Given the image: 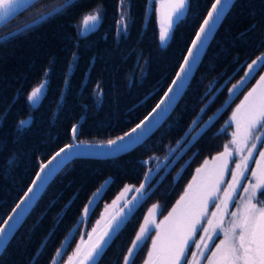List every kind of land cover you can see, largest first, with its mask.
<instances>
[{"label":"trees","instance_id":"16d2710c","mask_svg":"<svg viewBox=\"0 0 264 264\" xmlns=\"http://www.w3.org/2000/svg\"><path fill=\"white\" fill-rule=\"evenodd\" d=\"M66 1L37 0L0 27V216L4 218L31 183L40 162L71 142L72 125L82 116L75 140L104 142L128 131L151 110L171 82L175 75L173 68L178 69L181 53L185 54L213 2L190 0L185 16L177 23L165 48L159 47L156 5L150 0H129L127 15L131 19L126 35H117V21L124 14L120 0H73L72 5L55 11L50 18L3 39L34 21L40 13L46 14ZM96 9L100 12L96 29L84 37L78 36L83 18ZM253 24L257 25L255 31L250 30ZM246 30L247 34L241 36ZM262 30L264 0H235L179 103L159 129L142 145L118 157L77 158L66 164L0 254V264H31L51 232L46 247L35 260V264H49L100 184L110 178V187L87 218L88 228L98 218L103 205L124 185L139 187L146 170L142 161L153 155L163 156L165 146H175L201 108L207 106L200 122L215 114L208 130L187 148L191 136L177 147L178 162L151 180L149 195L98 257V264H123L148 208L159 203L160 215H165L195 169L223 150L228 136L220 129L259 72L242 92L225 103L228 88L244 75L246 65L264 52ZM69 61H72L70 68ZM45 69H48V86L39 104L32 107L26 97L39 84ZM162 77L167 78L161 80ZM158 82L163 84V90L152 96L145 107H138ZM224 82L222 89L208 101ZM97 84L102 90L99 98L95 91ZM27 117H31L30 125L18 132L17 124ZM10 159L15 161L11 167ZM83 223L78 224L79 231L74 230L70 246L58 264H63L73 250ZM146 248L144 243L136 251L134 264L141 263Z\"/></svg>","mask_w":264,"mask_h":264},{"label":"snow or ice","instance_id":"6c2138e0","mask_svg":"<svg viewBox=\"0 0 264 264\" xmlns=\"http://www.w3.org/2000/svg\"><path fill=\"white\" fill-rule=\"evenodd\" d=\"M150 3L163 4L164 10L158 21V41L159 47L165 48L172 38L177 23L185 16L190 6V0H150ZM233 3L234 0H214L206 17L200 24L191 46L187 47V54L181 53L183 62L179 63V70L173 68L175 76L168 84L167 90L163 91V96L160 97L150 111H147V115L129 131L116 136L114 139H109L97 145H90L85 144L83 141L75 142L78 125H72L74 142L60 148L47 163H41L35 179H32L31 185L12 208L7 218L0 216V220H3V223H0V254L3 253L7 243L30 214L50 181L72 158L84 154L97 155L98 152H102L103 156L106 157H114L117 154L128 152L134 146L142 145L147 138L159 129L189 86L210 38L222 23ZM72 4L73 0H70L69 4L64 3L55 11L60 12ZM120 5L124 14L117 21V35H126L128 22L131 19L127 15L130 7L129 0H120ZM30 6L31 0H0V17H9L20 9L27 10ZM156 11L160 13L161 9L157 8ZM52 15V12L40 13L33 21V25L50 18ZM148 15L149 11L146 10L145 17L147 18ZM99 21V10H93L91 14L83 18L78 36L84 37L91 33L96 29ZM256 27V24L250 25V30L255 31ZM247 31L242 32L241 36L246 35ZM261 36V43L264 46V30L261 31ZM7 38L4 37L3 39ZM72 56L75 60L76 53H73ZM71 66L72 61H69V68ZM261 67H264V52H261L251 63L247 64L244 75L228 88V98L225 103L238 95L239 91L249 82V78L254 77V74ZM47 72L48 69H45L39 84L33 87L26 97L28 104L32 107L39 104L48 86ZM141 73L142 75L144 73L143 66H141ZM166 78L162 77L161 80ZM67 83L68 77L65 74V84ZM162 90L163 84L158 82L153 90L145 95L138 107H145L152 96L158 95ZM95 91L97 98L102 96L99 84H97V90ZM61 92L63 93V89H61ZM206 107L201 108L200 113L189 124L184 136L176 141L175 146H165L163 156L153 155L142 161V165L145 166L146 170L141 184L135 188L125 187L121 196H118L117 200L113 202L114 205L122 203V207L108 221L107 228L86 250L81 251L79 247L76 249L75 264H98L97 258L110 246L114 237L129 222L137 206L149 195L151 180L160 175L161 172H168L178 162L180 156L176 155L177 147L191 136L192 140L188 141V145L185 146L187 148L208 130L215 114L201 125L199 130L196 128L203 119V115H206ZM30 123L31 118L19 121L17 124L18 132L24 130ZM232 127L235 130L231 133V140L224 145L223 151L218 156L213 157V168L199 177V183L196 184L195 191H193L194 182L197 181L198 177H193V182H190L185 194L180 197L173 211L165 218V221H171L165 230V241L163 244H158L159 234L156 239H153L152 250L149 252V260L146 261V264H184L187 259L185 252L189 248L190 242L196 244L198 251L192 253L193 260L189 261V264H201L199 257H205L207 264H264V201L258 200L257 197L258 192L264 193V150L257 147V142L264 143V75L260 76L256 86L237 105L220 131L224 132L227 128ZM254 151L259 152V159L253 155ZM174 156L176 159H173ZM237 156L239 157V163H236L235 168H231L229 160ZM253 159L257 167L251 169V177H247L245 171L249 169V160ZM14 163L15 161L10 159L8 161L9 167ZM207 164L208 162L205 161V164L196 170L197 173H204ZM225 171L231 174V181H227V187L223 189V197H220L218 193L224 180ZM242 177L249 180L247 185L241 183ZM238 186L243 188V194L237 192ZM109 187L110 184L105 181L101 187L93 192L81 210V215L76 218L78 222H83L90 217L99 200L103 198L102 194ZM133 192L135 194L131 196V199L123 198L126 194ZM234 194L240 196L238 202ZM218 200L219 203H217ZM229 203L237 204L235 211L229 210ZM209 204H215L216 206V210L211 213V216L207 215ZM156 207L154 205L153 209ZM165 221H161V224H164ZM202 221H206V224ZM154 224V219H145L123 258L124 264H134L132 257L135 255L136 249L142 246L146 236L151 233ZM73 227L76 231H79L78 227L75 225ZM159 227L160 225H156L157 229ZM200 229H203L200 240L198 242L192 241L193 235L198 234ZM71 232L72 229L69 230V233ZM220 234L224 238L216 245L215 250L210 249L209 241H214ZM51 235L50 232L47 239H50ZM71 238L70 235L64 237L61 246L56 249L49 264H58V258H62L63 252L70 246ZM47 239L37 250V255L33 257L31 264H35L39 253L46 247ZM89 239H91V234H89ZM206 249L211 251L210 256L206 255ZM66 264H73V257H69Z\"/></svg>","mask_w":264,"mask_h":264},{"label":"rangeland","instance_id":"374dc122","mask_svg":"<svg viewBox=\"0 0 264 264\" xmlns=\"http://www.w3.org/2000/svg\"><path fill=\"white\" fill-rule=\"evenodd\" d=\"M155 5H156V9H157V8H160V9H161V12H160V13H158V12L156 11V20H157L158 31H159V23H158V21H159L160 16H161L162 13H163V6H162V4H155ZM92 12H93V11H92ZM92 12H89L88 14H91ZM88 14H87V15H88ZM81 26H82V23H81ZM81 26H80V27H81ZM250 63H251V62H250ZM246 70H247V65H246V67H245V71H246ZM257 72H259V73H257V78H256L255 80H253V83L250 84V86H249L244 92H242V90H244L246 87H245V88L243 87L244 89H242L241 91H239V93L242 92V95H241L242 98H241V100L236 104V106H234V107L232 108V110H231V112H230V114H229L227 120H228L229 117L231 116L232 112L236 109L237 105H239V104L241 103V101L244 100V97L247 95V93H248V92H249L254 86H256L257 81L259 80L260 76H261V75H264V68H263V70H261V71H259V69H258ZM250 79H251V77L249 78V80H250ZM224 84H225V82L222 83V84H221V85H220L215 91H213V93H212V95L210 96V98L208 99V101H209V100L215 95L216 92H218V90L222 89V87H223ZM234 84H235V83H234ZM247 84H248V83H247ZM247 84H246V85H247ZM231 86H232V85H231ZM231 86H230V87H231ZM230 87H229V88H230ZM209 89H211V86L209 87ZM212 90H213V89H212ZM30 92H31V91H30ZM30 92H29V93H30ZM233 98H234V97H233ZM27 118H31V117H27ZM208 120H209V118H208ZM208 120H206V121H208ZM227 120H226V121H227ZM206 121H205V122H206ZM205 122H203V123L200 122V124H198V125L196 126L197 130H199L200 126L203 125ZM224 125H225V123H224ZM224 125H223V126H224ZM234 130H235L234 127H232V128H227L226 131H224V132H226V135L228 136V138H227V141L224 142V144H223V148H222V149H224V145H225L226 143H229V141L231 140V133H232ZM186 131H187V130H186ZM183 136H184V134H183ZM183 136H182V137H183ZM180 139H181V138H180ZM180 139H179V140H180ZM175 145H176V144H175ZM249 146H250V145H249ZM257 147H258V149L264 150V143L257 142ZM222 151H223V150H222ZM222 151H221V152H222ZM221 152H220V153H221ZM253 155H254L257 159H259V152H258V151H254ZM216 156H218V154L215 155L214 157H216ZM205 161L208 162V164H207V168L205 169L204 173H199V174H198L196 170H197L198 168H201V166L205 164ZM205 161L202 162V164H200V165L195 169V171H194V173H193V175H192L191 180L187 183V185H186L184 191H182V193L180 194V196H179V198L176 200V202L180 199V197H181L182 195L185 194V190L188 188V185L190 184V182H193V177H198L197 181L194 182L193 191H195V189H196V184L199 183V177L203 176L208 170H210V169L213 168V166H214L213 157H212V158H208V159L205 160ZM217 163H218V162H217ZM236 163H239V157H238V156L235 157L234 159H230V160H229V165H230L231 168H235ZM256 167H257V165H256L255 160H254V159H253V160H249V169L245 171V176H247V177H251V169H254V168H256ZM105 181H108V183H109L110 178H109V177L106 178V179L100 184L99 187H101L102 184H103ZM227 181H231V174H230L229 172L225 171V173H224V180H223L222 183H221V189H220V192L218 193V195H219L220 197H223V189L227 187ZM253 182H254V181H253ZM241 183L244 184V185H247V184L249 183V180H248V179H244V178L242 177V178H241ZM126 186L135 188V186H133V185H131V184H126V185H124V187H123V188H122V189H121V190H120V191L114 196V198H113L112 200H110L108 203H106V204L103 205V207H102V209H101V211H100V213H99L98 218L95 220V222L92 224V226H91L90 228H88V227L86 226V221H87V219L84 220V223H83V225H82V227H81L80 236H79L78 240L76 241V244H75L73 250H72V251L70 252V254L66 257L65 261L63 262V264H66V262L69 260V257H73V258H74L75 251H76V249H77L78 247L81 249V247H82L84 244H86L87 242L91 241L93 238L97 237L100 233H102V232L105 230V228L108 226V221H109V220L112 218V216H114V215L120 210V208L122 207V203H116V204L114 205L113 202L117 200V197H118V196H121V194H122V192H123V190L125 189ZM99 187H98V188H99ZM237 192H239L240 194H243V188L238 186V187H237ZM133 193H134V192H133ZM133 193L126 194L125 197H123V198L130 199L131 196L133 195ZM234 196H235L236 201L238 202L239 199H240V196H237V195H235V194H234ZM257 197H258V200H262V201H264V194H263V193L258 192V193H257ZM176 202L174 203V205L169 209V211H168L165 215H160L161 204H159V203L151 205V206L148 208V210L146 211V213H145V215H144V218H143V220H142V222H141V225L144 224L146 218L154 219L155 224L152 226L153 230L151 231V233L148 234V235L146 236V238H145L144 243L147 244V248H146V252H145V254H144V256H143V259H142V261H141L140 264H146V261L149 260V252L152 250V246H153V245H152V242H153V239H156L157 236H158V234H159L158 244H163V243H164V241H165V230L168 228L169 224L171 223V221H165V218L168 217V216H169V213L173 211V208H174V206L176 205ZM254 202H256V201H254ZM217 203H219V200L217 201ZM154 205L157 206L155 209H153V206H154ZM258 206H259V205H258ZM228 207H229V210H230V211H235V210H236V207H237V204H236V203H229ZM215 210H216V206H215V204H209L208 211H207V215H208V216H211V213H212L213 211H215ZM227 218H228V216H227V214H226V219H227ZM161 221H165V223H164V224H161ZM202 223L206 224V221H202ZM141 225H140V227H141ZM156 225H160L159 229L156 228ZM140 227H139V229H140ZM139 229H138V231H139ZM138 231H137V232H138ZM137 232H136V233H137ZM89 234H91V239H89ZM202 234H203V229H200V231H199L198 234H194V235H193V237H192V241L198 242V241L200 240V235H202ZM135 236H136V235H135ZM134 238H135V237H134ZM223 238H224L223 235L220 234L219 237L216 238L214 241H209V248L212 249V250H215L216 245L219 244V243H220V240H222ZM144 243H143V244H144ZM143 244H142V245H143ZM138 249H139V248H138ZM138 249H136V251H137ZM196 251H198L197 248H196V244H195L194 242H190V246H189L188 249H186V252H185V255H186L187 259L184 261V264H189V261H192V260H193V255H192V253H193V252H196ZM205 252H206V255H207V256H210V255H211V251H209V250L206 249ZM135 253H136V252H135ZM132 258H133V257H132ZM199 260H200L201 264H207V260L205 259V257H199ZM123 264H124V260H123Z\"/></svg>","mask_w":264,"mask_h":264},{"label":"water","instance_id":"95a60500","mask_svg":"<svg viewBox=\"0 0 264 264\" xmlns=\"http://www.w3.org/2000/svg\"><path fill=\"white\" fill-rule=\"evenodd\" d=\"M35 1H37V0H31V4L34 3ZM234 1H235V0H234ZM213 2H214V0H213ZM213 2H212V3H213ZM64 3H66V5H67L68 3H70V0H67V1L64 2ZM64 3H63V4H64ZM212 3H211V4H212ZM61 5H62V4H61ZM61 5H59L57 8H59ZM162 6H163V4H162ZM57 8H55L54 10H52V11H50V12L54 13L55 10H56ZM210 8H211V5H210L209 9H210ZM209 9H208V10H209ZM163 10H164V7H163ZM22 11H24V10L20 9V10H18L16 13L12 14V15L9 16V17H0V27H1L2 25L6 24L7 22H9L10 20H12L15 16H17V15H18L19 13H21ZM207 12H208V11H207ZM206 15H207V13L205 14L204 18L206 17ZM225 16H226V15H225ZM204 18H203V20H204ZM203 20L201 21V23L203 22ZM201 23H200V24H201ZM32 24H33V21L30 22V23H28V24H26L25 26H23V27H21V28L15 30V31L12 32V33H9V34L3 36V37H6V36H9V35H11V34H13V33L18 32V31H21V30H23L24 28H26V27H28V26H30V25H32ZM220 24H221V23H220ZM219 26H220V25H219ZM219 26H218V28H219ZM199 27H200V25H199ZM199 27L197 28L196 32L199 30ZM216 31H217V30H216ZM216 31L214 32L213 36L210 38V40H209V42H208V44H207V47H206V49H205V52H206V50H207V48H208V46H209V44H210L212 38L214 37ZM196 32H195V34H194L192 40L195 39ZM1 38H2V37H1ZM1 38H0V39H1ZM192 40H191V42H192ZM191 42H190V44H189L188 47L191 46ZM205 52L203 53L202 58H203ZM186 54H187V49H186L185 55H186ZM202 58H201V60H202ZM182 62H183V58H182V60H181L180 63H182ZM200 62H201V61H200ZM199 64H200V63H199ZM199 64H198V66H199ZM198 66H197V68H198ZM177 70H179V67H178ZM196 70H197V69H196ZM196 70L194 71L193 76H194ZM174 76H175V75H174ZM174 76H173V78H174ZM193 76H192V78H193ZM192 78H191V79H192ZM170 83H171V82H170ZM170 83H169V84H170ZM166 90H167V88L165 89V91H166ZM161 96H163V94H162ZM182 96H183V95H182ZM159 99H160V98H159ZM180 99H181V98H180ZM180 99L178 100L177 104L179 103ZM158 101H159V100H158ZM158 101H157V102H158ZM157 102H156V103H157ZM177 104H176V106H177ZM154 106H155V105H154ZM154 106H153V107H154ZM176 106H175V107H176ZM175 107H174V109H175ZM174 109H173V110H174ZM173 110L170 112V114L173 112ZM170 114H169V115H170ZM146 115H147V114H146ZM168 117H169V116H168ZM168 117H167V118H168ZM167 118H166V119H167ZM82 119H83V116L80 118V120H79V122L77 123V125H79V123H80V121H81ZM142 119H143V118H142ZM166 119L164 120V122L166 121ZM164 122H163V123H164ZM138 123H139V122H138ZM163 123H162V124H163ZM134 126H135V125H134ZM134 126H133V127H134ZM130 129H131V128H130ZM130 129H129V130H130ZM129 130H128V131H129ZM126 132H127V131H126ZM77 133H78V132H77ZM77 133L75 134V138H76ZM121 135H123V134H121ZM72 142H74V140H73V133H72V131H71V142H70V143H72ZM75 142H79V141H76V140H75ZM102 142H103V141H102ZM104 142H105V141H104ZM84 143H85V144H90V145H97V144H100L101 142H84ZM67 144H69V143H67ZM65 145H66V144H65ZM65 145H64V146H65ZM64 146H62V147H64ZM62 147H60V148H62ZM135 147H137V146H134V148H135ZM60 148H59V149H60ZM134 148H133V149H134ZM59 149H58L57 151H59ZM131 150H132V149H131ZM131 150H129V151H131ZM57 151H55V152H54V153H53L48 159H46L44 162H40V164H41V163H47V161H48L49 159H51V157L54 156L55 153H56ZM129 151H128V152H129ZM126 153H127V152H126ZM123 154H125V153H123ZM123 154H117V155L114 156V157H118V156L123 155ZM103 155H104V154H103L102 152H98L97 155H93V154H84V155H81V156H78V157H74V158H72L71 160H73V159H77V158H88V159H110V158H114V157H106V156H103ZM71 160H70V161H71ZM70 161H69V162H70ZM69 162H68V163H69ZM68 163H67V164H68ZM40 164H39V166H40ZM39 166H38V169H37L36 173L39 171ZM36 173H35L33 179H35V177H36ZM31 182H32V181H31ZM50 182H51V181H50ZM30 185H31V183L29 184V186H30ZM29 186H28V187H29ZM28 187H27V189H28ZM27 189H26L25 191H27ZM134 194H135V193H134ZM134 194H133V195H134ZM23 195H24V193L22 194V196H23ZM22 196H21V197H22ZM21 197H20V198H21ZM20 198H19V199H20ZM19 199H18L17 202H19ZM130 199H131V198H130ZM17 202H16V203H17ZM141 203H142V202H141ZM141 203H140V204H141ZM140 204H139V205H140ZM139 205H138V206H139ZM14 206H15V205H14ZM14 206H13V207H14ZM138 206H137V207H138ZM136 209H137V208H136ZM11 210H12V209H11ZM10 212H11V211H10ZM10 212H9V213H10ZM7 216H8V215H7ZM7 216H6V218H7ZM23 222H24V221H23ZM2 223H3V222H2ZM79 223H80V222H77V223L75 224V226L77 227ZM106 228H107V227H106ZM106 228H105V229H106ZM74 230H75V228H73V229H72V232L69 233L70 237L72 236ZM100 234H101V233H100ZM100 234H99V235H100ZM99 235H98V236H99ZM98 236H97V237H98ZM12 237H13V236H12ZM97 237H96V238H97ZM96 238H95V239H96ZM114 238H115V237H114ZM95 239H94L92 242H94ZM10 240H11V239H10ZM92 242H89L86 246H84V247L81 249V251L86 250V249L90 246V244H91ZM7 244H8V243H7ZM63 253H64V252H63ZM62 255H63V254H62ZM97 259H98V258H97ZM59 261H60V258H58V263H59ZM73 264H75V256H74V258H73Z\"/></svg>","mask_w":264,"mask_h":264}]
</instances>
